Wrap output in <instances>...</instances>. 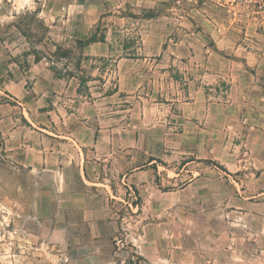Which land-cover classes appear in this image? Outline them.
Returning <instances> with one entry per match:
<instances>
[{
	"label": "rangeland",
	"instance_id": "374dc122",
	"mask_svg": "<svg viewBox=\"0 0 264 264\" xmlns=\"http://www.w3.org/2000/svg\"><path fill=\"white\" fill-rule=\"evenodd\" d=\"M95 30L105 41L79 46ZM3 63L7 79L51 64L89 77V95L77 93L68 109L90 105L72 129L74 115L62 125L36 119L38 92L1 94L12 126L27 120L28 104L41 132L24 128L8 150L0 132V264H264V124H238L230 107L207 121L180 109L189 84L222 103L229 80L259 64L264 81V0H0ZM215 66L225 78L210 73ZM19 140L46 146L48 158L33 151L36 167L27 164Z\"/></svg>",
	"mask_w": 264,
	"mask_h": 264
},
{
	"label": "crops",
	"instance_id": "0c3cea01",
	"mask_svg": "<svg viewBox=\"0 0 264 264\" xmlns=\"http://www.w3.org/2000/svg\"><path fill=\"white\" fill-rule=\"evenodd\" d=\"M218 37L219 36H217L216 39H218ZM179 42L189 43V41L185 38H181ZM100 43L102 42H93V43L88 44L87 47L89 48L92 46L97 47L98 46L97 44H100ZM174 44L178 45L180 43H174ZM169 48H170V45H168L167 49L164 50V58H167V56L169 57L172 56L168 53L167 54L165 53L169 50ZM108 53H109V50H108ZM100 54L103 56H107V51L105 52L101 51ZM125 60L127 61L131 60V61L137 62L139 59L120 57L117 60V63L119 65L120 64L123 65L125 64L124 62H126ZM172 60H174V64L176 61H178V59L174 57H172ZM247 62L249 64L250 61L247 60ZM178 67L182 71H184L183 68L185 69L187 68V66H183V65H180ZM8 68L10 67H8V65L4 63H3V67L0 66V97L2 96L1 94H4V93L6 96L7 95L6 92H9V93L12 92L11 94H14L13 90L20 86L23 89V91L19 89V92L21 95L26 96L28 93H32L33 91L38 92L36 94V97H37V101L41 102V104L38 105V107H41V109L40 111L37 109V111L39 112L38 113L39 115L36 116V119L40 118V121L42 122V124L46 125L47 120L56 123V118H57L60 124L62 125L67 120V118H70L71 115H74L77 118V121L74 123V126L72 129L79 127V125L82 126L83 124L82 118H84L86 115L84 112L88 110V106L90 105V103L87 101H79V105L76 108V112L74 113L68 109L70 102L76 100V97L78 96L77 91H76L77 85L75 86L74 84H72V78L74 77H71V79L69 80L65 79V77L58 78L53 75V72L50 69H42L39 71H33L32 68L30 67L32 71L29 69L24 72L18 71L14 73L13 79L12 78L7 79L6 75L9 72ZM262 68L263 67H261V65L259 64L256 67L255 75H254V72H252L251 77H246V74H245L243 78H233L229 80L230 85L226 92L228 98L225 99L224 102L222 103L216 100V98H218V95L216 93H214L211 96H207V93H205V91L203 90L201 86L189 84L187 87V96L185 100L181 102L180 104V109H181L183 117L187 121L193 117L194 118H197V117L205 118V120L207 121L208 119L212 117V114L210 115V113L213 111V108H217L216 106H222V107L232 108L235 113H236V110L239 111L236 113L237 120L239 119L238 124H240L241 122H246L247 125H250L253 128H255V126L258 124L259 125L261 123L264 124V106H263L264 104L263 105L259 104L255 106L248 105L250 100H256L257 102L258 100L264 99V94L261 93L262 91L260 92L256 91V89L258 88L259 89L263 88L262 84H264V81H261L258 75L259 73L261 74ZM117 72L119 74V70H117ZM122 72H123L122 76L125 77L126 73H124V70ZM210 73L216 74L217 77L225 78L224 77L225 72L221 71L216 66L213 67V69H211ZM26 82H29L31 84L29 90H26V88L24 87V83ZM119 86L120 85H118V89L116 92L109 94L107 96H104L103 98H111L117 95L119 92ZM5 96L3 100L0 101V126H2V128L0 127V132L1 134H3V137L6 140V147L8 150V148L12 147L11 137L14 134L22 133L24 131V128H27L28 131H33L37 133H40L41 131L36 130V128H39V127H37L32 120L33 110H32V107L28 104H26L25 107H22L20 110V114H22L21 112H23L27 120L23 118L25 120L24 124H22L21 122L17 123V121H15L12 126V122H13L12 106L9 105ZM15 96L17 95L15 94ZM48 97L51 98L52 107L42 108L43 106H48V104H50L47 102ZM94 104L96 103L94 102ZM91 106L92 108H94L92 104ZM252 116H255V117H252ZM17 119L18 118H15V120ZM253 120H255L256 122L254 123ZM83 127H86V126L83 125ZM68 132H69L68 127H65L62 131V133L64 134L61 137L68 138L67 137L69 136ZM14 143H17L19 146H22V145L25 146V148H23L22 150L23 158L25 159V162L27 164L32 165V167L34 168L36 167V165H34V161L31 160V156L33 154L38 155V153L33 152V151L41 152V155L39 157L37 156V159L40 158L41 160L44 158H48V155H43L45 151L44 149L46 148V146L42 148L41 145L37 146L36 143H33V142L24 143L23 141H20V140L14 141ZM7 153L10 154L9 151H7ZM58 158L65 159L66 157L59 156Z\"/></svg>",
	"mask_w": 264,
	"mask_h": 264
},
{
	"label": "trees",
	"instance_id": "16d2710c",
	"mask_svg": "<svg viewBox=\"0 0 264 264\" xmlns=\"http://www.w3.org/2000/svg\"><path fill=\"white\" fill-rule=\"evenodd\" d=\"M105 34L102 33V34H99L96 30L94 32H92L89 37H87L85 40H81V39H77V43L79 44V46H86L90 43H93V42H103L105 41ZM135 40V38L133 39ZM134 44H133V41L130 40V41H125L122 43L121 45V53L124 54V55H127V56H131L133 53H134ZM52 55H55L56 57L58 58H68L69 55H70V50L68 49H64V50H56L54 51L53 53H51ZM86 58L87 56L83 55L82 53H80L79 57L77 58L76 60V64H80L81 62V57L83 58ZM41 59V57L39 56H36L35 55V62H38L39 60ZM49 60V59H48ZM49 69L53 72V75L55 77H58V78H62V77H76L78 79V86H77V93L79 94H87L89 95V86L87 84L88 80H90L89 77H85L84 75H74L70 72H68L67 74H62L61 71L53 64H51L49 66ZM117 89H111V90H108L107 91V94H112L114 92H116ZM86 92V93H84ZM203 161L209 163V164H212L218 168H220L221 170H224L226 171L225 167H223L222 165H220L219 163H217L216 161H213L211 159H204Z\"/></svg>",
	"mask_w": 264,
	"mask_h": 264
}]
</instances>
